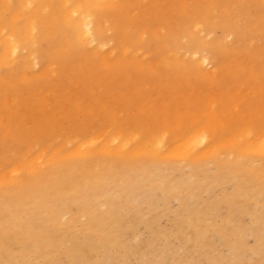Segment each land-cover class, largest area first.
<instances>
[{
	"label": "bare ground",
	"instance_id": "1",
	"mask_svg": "<svg viewBox=\"0 0 264 264\" xmlns=\"http://www.w3.org/2000/svg\"><path fill=\"white\" fill-rule=\"evenodd\" d=\"M151 77L157 92L142 102L69 94ZM71 112L109 122L43 138ZM0 129L23 148L0 158V264H48L63 245L69 264L112 262L129 227L109 223L126 221L117 200L129 196L131 227L143 204L173 197L180 249L264 264V0H0Z\"/></svg>",
	"mask_w": 264,
	"mask_h": 264
},
{
	"label": "rangeland",
	"instance_id": "2",
	"mask_svg": "<svg viewBox=\"0 0 264 264\" xmlns=\"http://www.w3.org/2000/svg\"><path fill=\"white\" fill-rule=\"evenodd\" d=\"M44 46H46V45H44ZM67 76H61L60 77V79H59V81H58V83H57V86H59V87H62V86H67V85H69L70 84V82L68 81L69 80V78L67 77ZM119 80H122V79H119ZM145 80H147V81H145V82H148V84H144V82H142L141 80H139V81H137V83L134 85V87H133V84L131 83L130 84V89H133L134 88V92L132 91V90H130L129 88H125V87H121V84L119 85V84H117L118 82V79H113L112 80V82H111V84L109 83V85H108V82H104V84L103 85H95L94 87H93V90L95 91V92H81V91H71V92H69V94H75V93H77L76 95H78V96H76V95H74V96H76V98H79V99H82V100H85L84 102L85 103H87V102H89L90 100H93V96H95V98L96 97H98V96H100L102 93H104V95H107L108 97H109V99H112V100H119L120 99V97H123V98H127V100H130V102L129 103H131V102H134V101H143V100H145L144 98L145 97H149V96H152V94H155L156 92H157V90L156 89H154V88H148L147 86H153V84H155L154 82H159V80H157V79H155L154 77H151V78H147V79H145ZM40 83H42L43 84V88H45V89H51V88H56L55 86H53V84L51 83H48V82H45V83H43L42 81H40ZM60 84H62V85H60ZM139 87H142V88H139ZM147 87V88H146ZM129 91V92H128ZM139 91H142V92H139ZM121 93H123V94H121ZM139 93H142V97H140L139 98V96L137 95V94H139ZM89 95V96H88ZM122 95V96H121ZM140 95V94H139ZM101 98H102V100L104 101V98L101 96ZM121 100H123V99H121ZM49 101H51L50 99H49ZM118 102V101H117ZM118 104H122V102H118ZM127 105L125 104V106H123V105H118V113L116 114V115H118L119 113H120V116H117V122H119V121H121L123 118H121V116L122 115H124V116H127V113H129V111L130 110H126L125 109V107H126ZM121 112H122V114H121ZM126 112V113H125ZM131 113V112H130ZM73 116V117H72ZM71 117L72 118H70V119H65L64 121L62 120V122L61 123H57V122H54L55 123V126H50V129H48L47 127H46V129H44L45 131H47V132H52V133H48V134H46V136L44 137L43 136V138H46L47 136H49V134L52 136H55V134H57V133H60V134H67V133H69V130L70 129H72V128H75V130H77L80 126H83L82 128H83V130H85V132H89V130L91 131V129H93V128H95V127H97V126H93V124L95 125V124H107L109 121H108V119H106V118H102V116L100 115L99 117H98V119H95V120H93V121H87V123H85V124H79V122L80 123H82L83 122V118L81 117V115L80 114H78V113H73V112H71ZM134 117V116H133ZM100 118V119H99ZM30 120V119H29ZM104 120V121H103ZM100 121V122H99ZM107 121V122H106ZM24 122H26V121H24ZM30 122V124H33V127H37V124H35V122H36V120H35V122H31V120L29 121ZM79 124V125H78ZM92 124V125H91ZM99 124V125H100ZM129 124V123H128ZM127 124V125H128ZM78 125V126H77ZM86 125V126H85ZM127 125H125V126H127ZM27 127L28 125H27V123L26 124H24V127ZM91 126V127H90ZM129 126V125H128ZM64 127H66V128H64ZM53 130H54V132H53ZM35 131V130H34ZM61 131H62V133H61ZM2 130L0 129V158H1V156L3 155V153H4V151H6L7 149H9V148H16L18 151H20L21 149H23L22 148V146L21 145H18V144H16V143H18L17 141H15V142H13V143H11V142H9L7 139L8 138H2ZM19 133H21V134H25V132L24 131H20ZM35 136H38V134L37 133H35ZM45 141H48V139H46V140H44L43 142H45ZM4 142V144H2ZM9 145H10V147H9ZM3 148H2V147ZM178 174V172H175V174L174 175H177ZM215 189H217L216 191H215ZM212 190L214 191V192H217L218 193V190H219V188L217 187H213L212 188ZM203 194H205V193H203ZM124 196H128L127 194H125ZM122 198H124V200H125V198L126 197H122ZM122 198L120 199V200H117L119 203H120V205L123 207V209H124V211H125V218H126V221L125 220H122V222L121 223H114L113 224V222H110L109 223V226H110V224H111V226L113 225V227H115V228H117V229H119L120 227V229H122L123 231L126 229V226L127 227H129L128 228V232L126 231L125 232V235H124V238H122V240H121V242H120V244H119V246L117 245V247H116V252L115 253H119V254H114L115 255V257L113 258V261L111 262V260H109L108 262L106 261H104L103 263H101V264H124V262H125V264H134V262L136 261V263L135 264H143V263H146V262H144V261H147V259H146V257L147 256H149V254H151L149 257H147L148 258V260H150V258H153L152 256H154V261L153 260H150L148 263L149 264H157V262H160V263H158V264H185V263H188V261H189V263L188 264H211V261L213 260V258H218V257H216L215 255H217V252H214V251H209L208 249L210 248L209 246H207V250L205 251V252H202V251H200V252H196L193 248H189V250L188 249H184V251H183V249H180V245H179V242H178V238L179 237H181V235H183V234H181L180 232H177V230H176V227H175V229H174V226H176V223L175 222H177V220H175V217L173 216V219H172V221L170 222V218H169V216H171L172 214H170V211H168V210H170V209H172L171 207H173V206H175V207H173V208H176L177 207V204L175 203L176 201L174 200V198L173 197H170L169 199H171V200H168V202L166 203V208H165V205H162V206H164L163 207V209H161L162 208V206H161V204L158 206V205H156L155 207H151V206H147L146 207V205L148 204H143L142 206H144V208L142 209L141 207H139V208H141L140 209V211H138L137 213H135V214H139V217L138 216H136V215H134V218L133 219H136V220H133V221H136L135 222V225H136V223H138L136 226H135V228H133V227H131V225H133L134 223H132L131 221H129L130 222V225H128V223L129 222H127L128 220V218L130 217V215H133L134 214V212L136 211V210H134L135 208H136V206H137V204L135 203V202H133L132 201V199H130V196H129V200H127L126 199V201L124 202V201H122ZM172 198H173V200H172ZM127 201H129V203H128V205H127ZM175 203H173V202ZM123 202V203H122ZM131 202H133V203H131ZM170 202H172V203H170ZM131 203V204H130ZM136 205H135V204ZM133 204V205H132ZM167 204L169 205V206H167ZM132 205V206H131ZM155 205V204H154ZM153 205V206H154ZM173 205V206H172ZM157 206L159 207L158 209H161V210H157V213L155 212L156 211V208H157ZM149 207H151V208H154L155 210H151V208H149ZM128 209V210H126V209ZM134 208V209H133ZM147 208V209H146ZM168 208H170V209H168ZM132 209V210H131ZM166 209H168V210H166ZM144 210H145V214H144V216H142L143 215V213H144ZM152 211V214L150 213ZM165 211H167V212H165ZM173 211V209L171 210V212ZM177 211H179V210H177ZM142 212V213H141ZM155 212V213H154ZM166 213L165 214V216H162V217H160V215H164V214H160V213ZM127 213V214H126ZM129 213V214H128ZM146 214H150V217L152 216L153 218H156V217H160L159 218V221L158 220H150V218L148 219L149 220V224L147 223V217H149V216H147V217H145L146 216ZM128 215H129V217H128ZM136 216V217H135ZM166 216H168V220H169V222H167L168 220L166 219L167 217ZM140 218V217H143V218H145V222L147 223V224H145L144 225V219L143 220H141L142 222H144L142 225L140 224V220L138 221V218ZM152 217H151V219H152ZM172 217V216H171ZM162 218V221L160 220ZM130 220H131V218H129ZM140 219H142V218H140ZM158 219V218H157ZM147 220V221H146ZM138 221V222H137ZM151 221V222H150ZM153 221V222H152ZM156 221V222H155ZM163 221H164V223H163ZM166 221V222H165ZM173 221H175V222H173ZM124 222V223H123ZM154 222L157 224V223H161L160 225H164L163 226V228H165V229H162V226H158L157 228H155L153 225H154ZM124 224V226L126 225V223H127V225L125 226V229L124 228H122V226H123V224ZM132 223V224H131ZM153 223V225H151ZM167 223V224H166ZM171 223V224H170ZM117 225L118 224V226H114V225ZM119 224H120V227H119ZM151 225V226H150ZM123 226V227H124ZM138 226V227H137ZM140 226V227H139ZM144 226H147V227H144ZM170 226V227H169ZM131 228H132V230L133 231H129V229L131 230ZM137 228V229H136ZM143 229V230H141V229ZM149 228V229H148ZM152 228H154L153 230H152ZM161 228V230H158V229H160ZM147 229V230H146ZM156 229V230H155ZM121 230V231H122ZM144 230H145V232H144ZM149 230V231H148ZM151 230V231H150ZM158 230V232L157 233H155L154 231H157ZM171 231V230H175V231H173L172 233L171 232H169V239H168V236L166 235V234H168L167 233V231ZM137 231V232H136ZM143 231V234H145V235H143V234H141L140 232H142ZM132 232V233H131ZM151 232H154V233H152L151 235H150V233ZM133 233H134V235H133ZM161 233H164V234H162V235H160ZM175 233H177L176 235H174ZM137 234H140L141 235V237H139V236H137ZM156 235V236H154L155 238H157V237H159V236H163V238H164V235L166 236L164 239L165 240H167L168 242H170V241H172L171 243H172V245H171V243H168L167 241H165L164 240V243H162L163 242V238H161L160 239V237L158 238V240L159 241H155V240H152V239H150L151 241H153V242H155V244L153 243V242H151V241H147L146 242V240H145V238L147 239H149L152 235ZM181 234V235H180ZM127 235V236H126ZM128 235H131V237L130 236H128ZM150 235V236H149ZM172 235H174V236H172ZM135 236V237H134ZM177 236V239L175 238ZM184 236V235H183ZM249 236V235H248ZM248 236H245V242L248 244V245H251L252 243H253V237H251V236H249L250 238H248ZM96 236L94 235L93 236V240H91V239H89L92 243H94V241H96V239H97V237L95 238ZM126 237H128L129 238V240L128 239H126ZM133 237V238H132ZM136 237H138V239L136 238ZM130 238H132L131 240H130ZM140 238V239H139ZM152 238V237H151ZM124 239L126 240V241H124ZM136 239L139 241V243H138V241L135 243V242H133V241H136ZM171 239V240H170ZM249 239V240H248ZM247 240H248V242H247ZM252 240V241H251ZM127 241H132L131 243L130 242H128L127 243V245H125L126 244V242ZM141 241V242H140ZM175 241V242H174ZM123 242H124V244H123ZM146 242V243H145ZM165 242H166V244H165ZM176 242H178L177 244H176ZM133 243V244H132ZM134 243H135V245H134ZM142 243V245H140ZM148 243H150V244H152L153 243V245H151V249L153 250V251H156V252H158L159 250H160V252H158L157 254V256H156V252L154 253V252H152V253H149V254H147L148 252H151V250H150V248L149 247H147L146 245H150V244H148ZM156 243L158 244L159 243V246L161 247L162 246V244H163V246L160 248L158 245H156ZM162 243V244H161ZM132 245V246H131ZM134 245V246H133ZM155 245L156 246H158V247H155ZM171 245V247H170V249H167V248H169V246ZM66 245H63L62 246V248H61V246H59V247H56L55 249V253H56V258H53L52 259V253L51 254H48V256L50 255V257L49 258H51L52 260L48 263V264H69L68 262H70L69 261V258H68V256L66 255V253L62 250L64 247H65ZM132 248H131V247ZM136 246L138 247V249H136V251H134L135 250V248H136ZM141 246H144L143 248H142V250H141ZM176 246V247H175ZM149 249V250H147V248ZM164 247H166L165 248V250H164ZM61 248V249H60ZM120 248V249H119ZM144 248H146V249H144ZM155 248V249H154ZM101 249V250H100ZM99 250H98V254H99V256L101 255V253L103 252V249L102 248H100ZM126 249V250H125ZM133 249V251L131 252L130 251V253H132V257L129 255L128 256V253H129V250H132ZM162 249V250H161ZM224 248H221V249H218V251H220V254H222V255H224L225 253H223L224 251H225V249L223 250ZM145 250H147V252L145 251ZM158 250V251H157ZM170 250V251H169ZM174 250V251H173ZM177 250H179L180 252H178ZM223 250V251H222ZM140 251H141V253H142V251H144V255H143V253L141 254L140 253ZM163 251H165L164 253H163ZM194 251H195V253H197V254H195L194 253ZM146 252V253H145ZM123 253V254H122ZM125 253V254H124ZM163 253V254H162ZM165 253H166V255H165ZM168 253H170V254H168ZM58 254V255H57ZM127 254V255H126ZM135 254H136V256H135ZM177 254V255H176ZM181 254H183V255H181ZM191 254H192V257H189V256H191ZM65 255V256H64ZM126 255V259L125 260H122V259H124L123 257ZM160 255H163V256H160ZM165 255V256H164ZM171 255V256H170ZM201 255V256H200ZM123 256V257H122ZM156 256V257H155ZM169 258H168V257ZM62 257H67L66 258V260H67V262H64V258H62ZM130 257H131V260H133V261H131V260H129L130 259ZM134 257V258H133ZM145 257V259H143V258ZM158 257V260H156V258ZM48 258V259H49ZM121 258V259H120ZM168 258V259H167ZM178 258H179V260H178ZM189 258H190V260H189ZM211 258V259H210ZM220 258V257H219ZM138 259V260H137ZM143 259V260H142ZM161 259H163V260H161ZM184 259V260H183ZM128 260H129V262H128ZM141 260V261H140ZM166 260V261H165ZM171 260V261H170ZM198 260V261H197ZM59 261H61V262H59ZM115 261V262H114ZM126 261H127V263H126ZM138 261H140L141 263H139ZM155 261H156V263H155ZM163 261V262H162ZM168 261V262H167ZM170 261V262H169ZM133 262V263H132ZM154 262V263H153ZM183 262V263H182ZM147 263V264H148ZM78 264H99V261L98 260H94V261H92V262H89V261H86V260H83V261H80Z\"/></svg>",
	"mask_w": 264,
	"mask_h": 264
}]
</instances>
